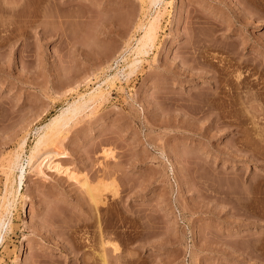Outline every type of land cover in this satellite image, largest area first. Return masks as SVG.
<instances>
[{
  "label": "rangeland",
  "instance_id": "1",
  "mask_svg": "<svg viewBox=\"0 0 264 264\" xmlns=\"http://www.w3.org/2000/svg\"><path fill=\"white\" fill-rule=\"evenodd\" d=\"M73 104L41 151L78 179L32 170ZM7 189L0 264H264V0H0Z\"/></svg>",
  "mask_w": 264,
  "mask_h": 264
},
{
  "label": "bare ground",
  "instance_id": "2",
  "mask_svg": "<svg viewBox=\"0 0 264 264\" xmlns=\"http://www.w3.org/2000/svg\"><path fill=\"white\" fill-rule=\"evenodd\" d=\"M158 1H160V0H150V3L154 4V3L158 2ZM248 2H249V0H248ZM160 12L161 11H157V13L154 16H152V18L150 20H148L147 23L143 26V33L139 37V39L137 41V45L135 46L137 51L135 49V52L143 53V52H145L147 50L146 49L147 47H150L154 43L156 25H157V22L159 21V18L161 16ZM137 60H139V59H137ZM137 60L133 61L131 64H129V66L133 67V65L136 64ZM78 104L77 105L76 104L70 105L69 107L61 110V112H59L56 115H54L51 118L50 122L46 124L45 127H47V129L50 131V133L47 132V130H45L46 132H44L43 134H41L38 137L33 149H31L32 151H31V153L29 155L28 163H30V168H32V170H36V171L40 172L41 174H45L46 173V171H45L46 169H53L57 173L64 172V174H66L69 178L78 179L77 175L79 176V174L75 173L69 167L62 165V163L60 162V155L64 153L63 151L56 150L57 148L55 150L54 149L50 150V148H49V149H46V150L44 149V151L42 150L43 152L41 151V147L46 145L48 141H49L48 142V144H49L50 142L52 143L53 140H56V144H57V141H58L57 139H59V138H57V136H58V134L60 132V127L64 126L67 123L68 119H70V117L67 115L68 113L69 114L70 113L73 114V112H76L80 108L79 106H81V105L78 106ZM53 138H55V139H53ZM55 146H53L52 148H54ZM42 149H43V147H42ZM20 157H21V155H20L19 152L14 154V157L12 158V160L10 162V168L11 169H15V168H18L19 166H21ZM23 176H24L23 167L21 166V173L18 176L20 184L23 183ZM84 181H85V179H84ZM19 183H18V185H19ZM83 183L86 184V182H83ZM97 191L93 192L92 195H91L92 199L94 198L93 199V201H94L93 203H94L95 207H97V205L100 204V203H104V201L102 199V196H101V191L100 192H97ZM10 195H12V197L14 199L16 197L15 195H18V194L16 193L14 195L12 190H8L7 189L5 191V193H4V195L2 196V202H0V240L3 239L4 232L7 230V228L9 227V224H10V216H11V212H12L11 209H12V206H13V203H14L13 200H10ZM99 233H100V234H98L99 237H97V238H99V243H100L99 245L101 246V249L97 251V253H98L97 256H98V258H100L99 260H100V262L102 264H108V261H107L108 256L107 255L109 253L106 254L107 250H105L104 248L107 247V245L110 246V244H111V246L113 248H115L114 250H116L118 248L116 246H118V245H115L116 243L114 244L115 246L112 245L111 242H113V240H109V238H106L109 235L105 234V235H107L105 237L104 234H103L104 232L100 231ZM110 237H112V236H110ZM77 249H79V248H77ZM108 251H109V249H108ZM83 253H85V255H86V252H83ZM94 254H95V252H94ZM111 254L109 256H111ZM85 255L84 254L82 255V256H84L82 258V261L84 260V258L86 259ZM86 256H88V255H86ZM92 257H96V256H93V254H92ZM116 258H118V257H116ZM86 260H84V261H86Z\"/></svg>",
  "mask_w": 264,
  "mask_h": 264
}]
</instances>
